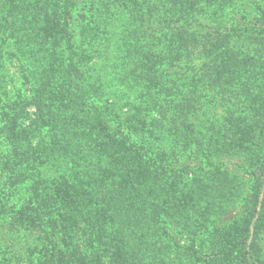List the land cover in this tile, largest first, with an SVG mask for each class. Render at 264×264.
<instances>
[{"label":"trees","instance_id":"obj_1","mask_svg":"<svg viewBox=\"0 0 264 264\" xmlns=\"http://www.w3.org/2000/svg\"><path fill=\"white\" fill-rule=\"evenodd\" d=\"M7 51L26 264H264V0H0V85Z\"/></svg>","mask_w":264,"mask_h":264},{"label":"rangeland","instance_id":"obj_2","mask_svg":"<svg viewBox=\"0 0 264 264\" xmlns=\"http://www.w3.org/2000/svg\"><path fill=\"white\" fill-rule=\"evenodd\" d=\"M19 60L14 57L12 53L7 51L5 53L4 59V69L3 74L6 77L5 81L8 82L7 85L1 84V87H6V92L8 93V99L13 98L15 94L19 93L22 95H28L30 90V85L28 81H25L21 78L22 70V62H18ZM3 92V89L0 88V94ZM1 96V95H0ZM13 96V97H12ZM3 99L4 97L1 96ZM5 100L0 102V105L4 103ZM10 101V100H9ZM8 102L5 101V103ZM34 108L28 107L27 114L29 118L33 117ZM29 119L24 121V125H27ZM7 148L0 144V192L12 194L10 203H7V208L4 213L0 215V264H26V255H27V245L25 244V239L23 235H17L14 232L8 231V229L4 226L7 222L11 221L12 211L9 208L19 196L24 197L27 186H18L17 188L11 189L7 183H5V176H7L6 167L4 166V154L7 153ZM245 157L243 156H227L221 157L216 161L213 160V167L219 166L222 170H227L228 172L236 175L241 181L245 180L244 184H247V180L249 176L246 173L247 164L245 163ZM208 167H211L208 165ZM194 167H192L193 169ZM5 183L4 185H2ZM13 190V192H12ZM240 206L238 205L236 208L231 210L232 216H236L238 211H240ZM9 210V211H8ZM172 233V232H171ZM176 240L179 241V245H183L182 238L178 235H173ZM31 247L35 248L34 243L29 244ZM184 246V245H183ZM262 246L264 248V234L262 235ZM103 264H111L109 262L103 261Z\"/></svg>","mask_w":264,"mask_h":264}]
</instances>
